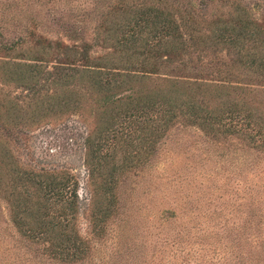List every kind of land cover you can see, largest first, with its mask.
Segmentation results:
<instances>
[{
    "label": "rangeland",
    "instance_id": "1",
    "mask_svg": "<svg viewBox=\"0 0 264 264\" xmlns=\"http://www.w3.org/2000/svg\"><path fill=\"white\" fill-rule=\"evenodd\" d=\"M180 14L196 19L195 25L190 22L193 31L206 33L209 23V28L232 25L249 29L248 34L264 32V0H0V149L17 173L35 171V178L55 180L65 169L76 173L79 207L65 234L76 232L86 246L81 258L44 249L49 240H31L13 220L0 191V264H195L193 259L237 264L224 229L264 224V149L255 148L246 136L173 125L141 165L119 175V210L98 221L91 211L103 199L86 183L81 165L82 137L90 120L82 122L73 109L54 117L44 114L47 94L61 91L60 83L47 86V78L59 80L63 71L73 72V52L81 42L90 44L91 56L104 54L121 34L117 28H141L145 16L150 28L153 19L179 21ZM154 30L143 29L140 35ZM35 98L42 106L34 114L41 117L30 121L27 110ZM122 148L116 147L115 160L135 162L134 156L123 157ZM0 166L5 168V162ZM42 168L52 171L46 174ZM251 210L263 219L246 220ZM207 233L219 239L214 253L213 244L205 242Z\"/></svg>",
    "mask_w": 264,
    "mask_h": 264
},
{
    "label": "trees",
    "instance_id": "2",
    "mask_svg": "<svg viewBox=\"0 0 264 264\" xmlns=\"http://www.w3.org/2000/svg\"><path fill=\"white\" fill-rule=\"evenodd\" d=\"M180 13L190 15L189 11ZM184 15L180 14L179 21L153 19L150 28L145 16L141 28H117L121 34L112 39V50L104 54L91 56L90 44L81 42L73 52L77 59L73 72L63 71L59 80L46 79L47 86L60 83L61 90L47 94L46 116L73 109L82 122L90 120L82 137L81 165L86 183L93 184V193L103 199L91 211L98 221L119 210L115 192L119 175L141 165L154 142L173 125L208 128L213 135L246 136L255 148L264 149V32L248 34L249 29L240 31L232 25L209 28V23L208 32L193 31L190 22L195 25L196 19ZM152 27L154 34L140 35ZM245 42L254 45L247 47ZM41 106L35 98L27 119L40 118L41 114L34 113ZM251 106L262 112L255 113ZM117 146L125 150L124 158L134 156L135 162L115 160ZM0 162H5V168L0 166V191L26 235L31 240L47 238L44 249L52 254L85 255L86 246L78 234H65L79 207L76 173L65 169L56 180L35 178V171L17 173L1 149ZM42 171L50 174L52 170ZM253 217L251 210L246 220ZM254 219L263 218L258 214ZM224 231L235 246L234 263L262 264L264 224L243 223ZM218 240L205 235V242L213 244V253L219 250ZM192 263L198 264L195 259Z\"/></svg>",
    "mask_w": 264,
    "mask_h": 264
}]
</instances>
